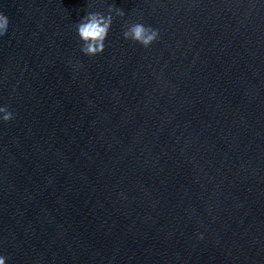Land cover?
Listing matches in <instances>:
<instances>
[{"label":"water","instance_id":"water-1","mask_svg":"<svg viewBox=\"0 0 264 264\" xmlns=\"http://www.w3.org/2000/svg\"><path fill=\"white\" fill-rule=\"evenodd\" d=\"M90 11L113 18L96 57L75 31ZM0 12L8 264H264V0H0ZM135 22L160 33L150 48L123 38Z\"/></svg>","mask_w":264,"mask_h":264},{"label":"clouds","instance_id":"clouds-1","mask_svg":"<svg viewBox=\"0 0 264 264\" xmlns=\"http://www.w3.org/2000/svg\"><path fill=\"white\" fill-rule=\"evenodd\" d=\"M110 12H116L123 16L124 13L118 9L110 8ZM113 26L111 15L99 12H88L75 26L76 36L80 43V51L84 56L96 57L102 55L106 50ZM11 22L7 15L0 12V42L6 41L10 35ZM160 37V33L143 23H132L123 32V38L143 48H150ZM14 114L7 107L0 106V123H9L14 119ZM0 264H8L7 258L0 255Z\"/></svg>","mask_w":264,"mask_h":264}]
</instances>
